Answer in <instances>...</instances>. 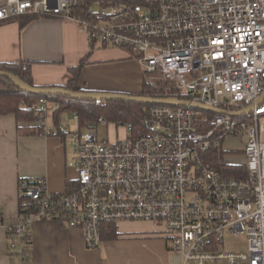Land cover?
I'll use <instances>...</instances> for the list:
<instances>
[{
  "label": "built area",
  "instance_id": "obj_1",
  "mask_svg": "<svg viewBox=\"0 0 264 264\" xmlns=\"http://www.w3.org/2000/svg\"><path fill=\"white\" fill-rule=\"evenodd\" d=\"M27 14L75 22L90 42L127 49L149 84L221 112L154 104L145 131L127 123L112 142L95 123L71 131L60 122L74 182L52 192L42 177L21 181L33 204L7 229L9 253L30 257L38 219L80 228L88 249L106 223L143 221L180 254L175 264H264V0H0V23ZM36 106L39 119L60 110L45 97ZM229 139L242 145L240 162L225 160ZM227 238L244 248L228 250Z\"/></svg>",
  "mask_w": 264,
  "mask_h": 264
},
{
  "label": "crops",
  "instance_id": "obj_2",
  "mask_svg": "<svg viewBox=\"0 0 264 264\" xmlns=\"http://www.w3.org/2000/svg\"><path fill=\"white\" fill-rule=\"evenodd\" d=\"M27 17L16 16L0 23V61H27L35 86L65 87L73 77L69 68L83 61L77 82L84 91L141 94L144 71L127 49L104 46L97 40L90 42L75 22L65 18L34 15L20 24ZM72 113L59 110L34 122L16 121L13 114L0 115V264L179 262L180 254L170 250L161 238L148 242L147 248L146 243L135 245L134 241L113 239L102 240L98 248L88 249L80 228L68 227L56 219L33 222L28 259L21 261L9 253L7 229L20 216L18 179L42 177L52 192H62L74 182L75 170L68 165L73 155L71 140L69 135L58 133L60 122L69 129ZM75 124L80 129L78 119ZM31 125H42L41 134L19 132L20 127ZM45 128L51 133H45ZM237 156L241 158L240 154Z\"/></svg>",
  "mask_w": 264,
  "mask_h": 264
},
{
  "label": "trees",
  "instance_id": "obj_3",
  "mask_svg": "<svg viewBox=\"0 0 264 264\" xmlns=\"http://www.w3.org/2000/svg\"><path fill=\"white\" fill-rule=\"evenodd\" d=\"M29 17L22 19L20 24H25L31 20L34 14H27ZM36 16V15H35ZM83 61L77 66H72V79L63 87L73 91H84L78 86L77 77ZM0 70H4L17 75L24 82L33 85L30 64L27 61H0ZM140 95L152 97L175 96L179 99H186L187 95L181 93L171 85L149 84L144 80ZM45 97L51 101H56L60 105L61 111H71L77 114L79 128H87L90 124L98 121L99 118L117 122L118 125L132 123L134 133L138 134L146 130L147 109L154 104L141 102H131L125 100H93L76 99L61 94H35L21 90L8 77L0 76V115L13 114L16 121L34 122L39 118L36 110L39 98ZM42 125H31L20 127L19 132L26 135H38L42 132ZM233 175H245V171L237 167L232 169ZM23 178L18 179V211L19 215L30 212L33 199L21 193L20 183ZM102 230L103 240L117 239L120 235L115 223H106Z\"/></svg>",
  "mask_w": 264,
  "mask_h": 264
},
{
  "label": "rangeland",
  "instance_id": "obj_4",
  "mask_svg": "<svg viewBox=\"0 0 264 264\" xmlns=\"http://www.w3.org/2000/svg\"><path fill=\"white\" fill-rule=\"evenodd\" d=\"M68 125L71 131L77 128L75 120L73 118L68 119ZM95 129L97 130L99 139L104 141L112 142L126 136V129L124 127V124L118 125L117 122L108 120L106 118L104 119V121L95 122ZM239 147L240 143L236 139L226 142V148L228 150L225 152V160L232 163L240 162L241 158L237 156L240 154ZM117 225L118 231L120 232V235L117 239L122 240V242L131 241V243H133L134 241L135 245H138V242L146 243L145 247L147 248L149 245L148 242L154 239L161 238L166 241V246L170 249V241L163 235L164 233H162L161 230H159V228L153 223L143 221H122ZM226 248L228 250H241L244 248V244L240 239L227 238ZM121 249L127 248L121 247Z\"/></svg>",
  "mask_w": 264,
  "mask_h": 264
},
{
  "label": "water",
  "instance_id": "obj_5",
  "mask_svg": "<svg viewBox=\"0 0 264 264\" xmlns=\"http://www.w3.org/2000/svg\"><path fill=\"white\" fill-rule=\"evenodd\" d=\"M0 76L8 77L15 85H17L21 90L27 91L29 93L35 94H61L65 96H69L71 98L76 99H93V100H125L131 102H141L147 104H156V105H168V106H180V105H190L194 108L202 109V110H210L214 112H221V110L213 109L206 107L198 102H192L187 99H179L175 96L168 97H152L146 95H133L127 93H118V92H99V91H73L71 89H66L63 87H50V86H33L24 82L17 75L0 70ZM264 98V89L260 94L259 101ZM250 109L247 107L241 111H230L228 113L235 115L240 112H246Z\"/></svg>",
  "mask_w": 264,
  "mask_h": 264
}]
</instances>
